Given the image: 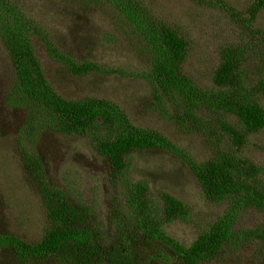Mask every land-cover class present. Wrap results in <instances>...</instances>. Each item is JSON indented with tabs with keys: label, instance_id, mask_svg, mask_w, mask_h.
Wrapping results in <instances>:
<instances>
[{
	"label": "trees",
	"instance_id": "1",
	"mask_svg": "<svg viewBox=\"0 0 264 264\" xmlns=\"http://www.w3.org/2000/svg\"><path fill=\"white\" fill-rule=\"evenodd\" d=\"M110 1L147 44L148 67L137 75H144L151 83L156 104L180 128L203 134L210 143L211 155L204 161L196 160L159 130L136 125L126 110L110 99H72L62 95L34 52L32 37L37 26L13 0H0V39L8 49L16 74L14 86L8 91L9 100L12 106L27 111L20 144L28 140L35 148L38 136L47 128L88 136L93 148L109 161L112 177L123 196L120 211L126 219L118 224V238L107 248L94 226L93 207L74 201L65 189L53 185L34 151L25 158L30 149L23 148L25 165L39 190L48 227L37 242L0 234V249L10 247L19 258L52 255L60 264H151L133 256L140 246L134 237L142 234L147 244L159 242L167 246L169 250L156 243L160 252H155L166 262L174 256L182 264H206L252 243L259 244L260 252H264V224L241 229L236 224L244 210L254 208L264 213V167L238 153L252 133L264 130V106L259 101V94L264 93V78L251 82L245 68L253 55L249 53L250 45L223 47L213 75L218 90H201L184 70L190 47L186 37L153 18L136 0ZM263 9L264 0H253L244 10L230 8L238 27L255 37L253 46L256 41L264 42V31L255 26ZM45 42L49 54L76 75L111 72L98 62L81 61L66 54L50 40ZM124 71L127 70L121 69ZM226 139L230 141L227 148L223 144ZM151 148L168 149L182 156L208 200L230 203L229 210L189 245L174 239L165 229L167 223L187 219L189 205L165 191L153 197L146 181H134L130 176V157Z\"/></svg>",
	"mask_w": 264,
	"mask_h": 264
},
{
	"label": "rangeland",
	"instance_id": "2",
	"mask_svg": "<svg viewBox=\"0 0 264 264\" xmlns=\"http://www.w3.org/2000/svg\"><path fill=\"white\" fill-rule=\"evenodd\" d=\"M136 1L143 4L153 18L169 24L189 40V57L184 63V70L201 90H218L213 75L219 63L220 51L228 44L250 45L249 53L253 55L245 65L249 80L255 82L264 78V42L257 44L256 41L253 46L255 37L243 32L230 12L231 7L246 9L253 0ZM13 2L37 26L38 30L32 37L34 52L48 79L62 95L72 99H110L122 106L136 125L159 130L198 161L209 158L212 150L206 137L180 128L156 104L148 79L144 75H137L144 73L148 67L147 44L112 1ZM255 24L264 31V9ZM48 40L66 54L81 61L98 62L111 72L74 74L49 54L45 42ZM121 69L127 71L121 72ZM15 78V66L0 39V234L37 242L46 232V211L24 161L26 157L30 158V151H34L44 164L46 175L53 185L65 189L74 201L80 200L93 207L94 226L101 232L104 245L111 248L114 239L118 238V224L122 220L126 222V219L123 211H120L123 196L119 184L112 177L108 159L93 148L88 136L65 134L49 128L40 133L35 148L28 140L26 144H20V131L26 124L27 111L10 103L8 91L14 86ZM259 101L264 106V93L259 94ZM207 116L210 117V114L207 113ZM223 144L225 148L230 147L228 139ZM23 148L30 149L25 158ZM238 153L264 167V130L252 133ZM130 159L131 178L146 181L153 197L165 191L189 205L187 219H176L165 226L166 232L181 243L191 244L201 231L229 210L228 201L212 202L206 198L199 179L182 156L168 149L151 148L134 152ZM236 224L238 229L262 225L264 213L254 208L244 210ZM134 238L140 246L133 256L141 261L182 264L174 256H170L168 262L163 257H157L155 252H160L157 244L169 250L164 244H147L142 234ZM0 264L60 262L52 255L19 258L14 249L7 247L0 249ZM206 264H264V252H260L259 244L252 243Z\"/></svg>",
	"mask_w": 264,
	"mask_h": 264
}]
</instances>
